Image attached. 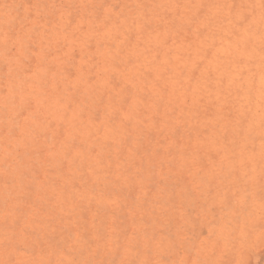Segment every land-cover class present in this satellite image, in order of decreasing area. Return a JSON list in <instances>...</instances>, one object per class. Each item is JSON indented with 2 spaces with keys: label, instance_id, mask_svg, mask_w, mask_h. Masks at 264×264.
Returning <instances> with one entry per match:
<instances>
[{
  "label": "rangeland",
  "instance_id": "374dc122",
  "mask_svg": "<svg viewBox=\"0 0 264 264\" xmlns=\"http://www.w3.org/2000/svg\"><path fill=\"white\" fill-rule=\"evenodd\" d=\"M0 264H264V0H0Z\"/></svg>",
  "mask_w": 264,
  "mask_h": 264
}]
</instances>
